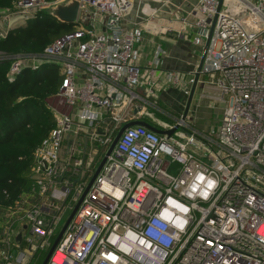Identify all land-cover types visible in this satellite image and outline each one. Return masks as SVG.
Here are the masks:
<instances>
[{"label": "built area", "instance_id": "built-area-1", "mask_svg": "<svg viewBox=\"0 0 264 264\" xmlns=\"http://www.w3.org/2000/svg\"><path fill=\"white\" fill-rule=\"evenodd\" d=\"M65 1L12 0L0 37ZM131 6L78 0L73 30L36 54L0 53L8 80L44 62L61 75L28 188L0 209V264H41L56 238L44 264H264V0L196 2V45L214 19L199 81L215 89L201 96L220 107L216 125L200 131L180 114L160 125H176L170 135L128 126L105 154L154 91L140 80L138 33L119 26Z\"/></svg>", "mask_w": 264, "mask_h": 264}, {"label": "trees", "instance_id": "trees-1", "mask_svg": "<svg viewBox=\"0 0 264 264\" xmlns=\"http://www.w3.org/2000/svg\"><path fill=\"white\" fill-rule=\"evenodd\" d=\"M12 0H0V8ZM74 24L60 22L47 11L9 29L0 37V53L31 55ZM9 61L0 57V209L26 191L34 165L33 152L54 126V112L47 103L60 85L61 75L53 62L35 69L23 67L12 80Z\"/></svg>", "mask_w": 264, "mask_h": 264}, {"label": "crops", "instance_id": "crops-1", "mask_svg": "<svg viewBox=\"0 0 264 264\" xmlns=\"http://www.w3.org/2000/svg\"><path fill=\"white\" fill-rule=\"evenodd\" d=\"M197 0H132L128 13L119 21L124 31H136L139 35L134 44L137 63L142 69L140 80L154 82V91L143 94L131 109L136 119L145 120L160 127L170 124L172 118L182 114L191 85L186 84L194 73L202 47L193 42L195 29L191 25ZM186 22V23H185ZM181 27L183 28L181 30ZM170 28V29H167ZM156 62V72L147 77L146 66ZM177 72L181 82H170L165 73ZM197 76L185 120L193 128L205 131L216 125L220 107L201 96L203 92L213 93L215 89L201 83ZM183 84L188 89L183 93ZM143 93V92H142ZM135 111V112H134Z\"/></svg>", "mask_w": 264, "mask_h": 264}, {"label": "water", "instance_id": "water-1", "mask_svg": "<svg viewBox=\"0 0 264 264\" xmlns=\"http://www.w3.org/2000/svg\"><path fill=\"white\" fill-rule=\"evenodd\" d=\"M218 1L220 2L221 0H218ZM77 7H78V0H66L63 3L55 4V5L50 6L47 9V12H48L49 15L53 16L56 20H58L60 22L74 24L76 12H77ZM213 22H214V19L212 20V23L209 26V32H208L207 38L204 40V43H203L202 52H201V55H200V58H199V61L197 63L196 70H195V73H194V79H193L190 91L188 93V96H187V99H186V102H185V105H184V108H183V111H182V114H181L182 118L185 117L187 109H188V106L190 104L191 96H192L193 89H194V86H195V81H196V78H197V76L199 74V70H200V67L202 65V62H203V59H204V55H205V52H206L208 39H209L210 33L212 31V28H213ZM132 125H140V126H143L146 129H148V130H150V131H152V132H154L156 134H165V135H170L173 132V130L176 128V125H174V127L170 128V129H163V128H160L157 125H154L153 123L147 122L145 120H141V119L129 120L126 123H124L122 126L119 127V129L117 130L116 134L114 135L113 140L110 143V145H109V147H108V149H107L105 154H107L110 151V149L113 147L114 143L118 139V137H119L120 133L122 132V130L124 128H126L128 126H132ZM103 161H104V157H102L100 162L98 163L96 169L94 170V172H93V174L91 176V179H90L88 185L90 184L91 180L96 175V173L99 170V168H100V166H101ZM75 207H76V205H75ZM75 207L70 212V214H69L68 218L66 219V221H68V219L72 215ZM17 239H19L18 236H17ZM56 239H55V241H56ZM55 241H54V243H55ZM54 243L49 248V250H48L47 254L45 255V257H44L43 261L41 262V264L45 263L49 253L52 250V247L54 246Z\"/></svg>", "mask_w": 264, "mask_h": 264}, {"label": "rangeland", "instance_id": "rangeland-1", "mask_svg": "<svg viewBox=\"0 0 264 264\" xmlns=\"http://www.w3.org/2000/svg\"><path fill=\"white\" fill-rule=\"evenodd\" d=\"M47 103L50 106V108H52L55 105V100L52 97L47 98ZM172 168H174V166H171Z\"/></svg>", "mask_w": 264, "mask_h": 264}]
</instances>
